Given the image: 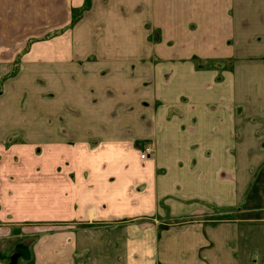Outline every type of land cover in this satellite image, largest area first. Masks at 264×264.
<instances>
[{
    "label": "crops",
    "instance_id": "1",
    "mask_svg": "<svg viewBox=\"0 0 264 264\" xmlns=\"http://www.w3.org/2000/svg\"><path fill=\"white\" fill-rule=\"evenodd\" d=\"M85 1L0 0V264H264V0H91L13 73Z\"/></svg>",
    "mask_w": 264,
    "mask_h": 264
},
{
    "label": "rangeland",
    "instance_id": "2",
    "mask_svg": "<svg viewBox=\"0 0 264 264\" xmlns=\"http://www.w3.org/2000/svg\"><path fill=\"white\" fill-rule=\"evenodd\" d=\"M90 7H91V0H86L84 2V6L80 7V8H72L71 10V14H72V18H71V22H70V25L64 29H60L58 31H53L51 32L50 34L48 33L46 36L44 37H33V38H29L27 40V46L24 48V51L19 55V58L16 62V65H15V69L13 70L15 73L16 71L18 72L19 71V66L24 58V56L26 55V52L27 50L32 47L34 44H37L39 42H47V41H50V40H53L57 37H60L62 36L63 34L67 33L68 31L72 30L73 27L80 21V19L83 17L84 13L88 10H90ZM0 93H2V86H0ZM147 147H150L152 149V154H154V147L152 144H146V143H138L135 148L133 147V149L131 150V152L128 154L127 157H125L123 160H121V158L119 157H116V154L115 152H111V151H108L107 153H100L99 155L100 156H103V159L106 160V161H109L110 164H109V168L110 170L112 171L113 168H117V170H120V167L123 163H130L131 166H133L132 168L135 170V175H138V172H139V168H141L142 164L140 162V155L144 152V149L147 148ZM134 152V153H132ZM150 155V156H151ZM125 156V155H124ZM149 156V157H150ZM138 158V159H137ZM142 159V158H141ZM106 166L107 162H103ZM132 169V170H133ZM114 175V174H113ZM111 181H108L106 184L103 183V194L104 195H115L117 193H119V197H122L123 195V188L125 186V184L123 182H121L120 184V187H119V183H115V184H112L110 185ZM118 186V187H117ZM112 189H116V193H110ZM135 190V189H134ZM90 200V199H89ZM95 200H99V199H95ZM90 202H92V200H90ZM147 203V202H146ZM146 205V204H145ZM40 219H44L46 218L45 215H38ZM226 217V215H225ZM216 219H224V215H216L215 216ZM120 219H115V220H112L111 223H109L110 225H115V224H125L123 223V221L119 222ZM158 220V221H157ZM127 222V221H126ZM194 222L193 219H188V220H184V221H180V220H171L169 219V217L167 218H164V219H158V218H155L154 216L152 217H148V219H143V220H138L136 221V223L138 224H144V225H152V224H156V225H160V227L162 228L161 230H164V229H167V228H170L171 226H175L177 224H183V223H192ZM158 223V224H157ZM109 225V226H110ZM108 226V225H107ZM93 227V226H91ZM74 228V227H72ZM80 229H84L83 227H75L74 229H72V231L74 230H80ZM160 230V231H161Z\"/></svg>",
    "mask_w": 264,
    "mask_h": 264
},
{
    "label": "built area",
    "instance_id": "3",
    "mask_svg": "<svg viewBox=\"0 0 264 264\" xmlns=\"http://www.w3.org/2000/svg\"><path fill=\"white\" fill-rule=\"evenodd\" d=\"M152 149L150 147H147L144 149V152L141 155L142 160H146L151 154H152Z\"/></svg>",
    "mask_w": 264,
    "mask_h": 264
}]
</instances>
